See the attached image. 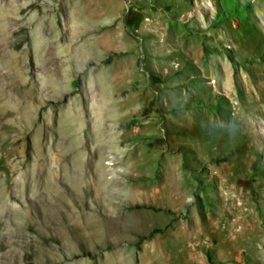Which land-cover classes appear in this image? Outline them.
Segmentation results:
<instances>
[{
    "label": "rangeland",
    "instance_id": "1",
    "mask_svg": "<svg viewBox=\"0 0 264 264\" xmlns=\"http://www.w3.org/2000/svg\"><path fill=\"white\" fill-rule=\"evenodd\" d=\"M0 264H264V0H0Z\"/></svg>",
    "mask_w": 264,
    "mask_h": 264
},
{
    "label": "trees",
    "instance_id": "2",
    "mask_svg": "<svg viewBox=\"0 0 264 264\" xmlns=\"http://www.w3.org/2000/svg\"><path fill=\"white\" fill-rule=\"evenodd\" d=\"M136 208H141V207L140 206H137ZM150 236H152V233H150L149 236L146 237V238H149ZM146 238H142V239H146Z\"/></svg>",
    "mask_w": 264,
    "mask_h": 264
}]
</instances>
